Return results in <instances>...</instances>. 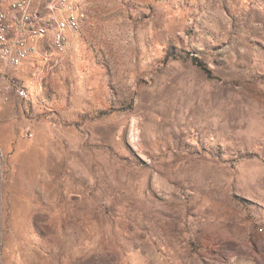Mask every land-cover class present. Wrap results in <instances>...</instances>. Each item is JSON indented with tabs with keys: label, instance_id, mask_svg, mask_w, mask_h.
I'll return each mask as SVG.
<instances>
[{
	"label": "rangeland",
	"instance_id": "1",
	"mask_svg": "<svg viewBox=\"0 0 264 264\" xmlns=\"http://www.w3.org/2000/svg\"><path fill=\"white\" fill-rule=\"evenodd\" d=\"M43 1L0 264H264V0H68L64 50Z\"/></svg>",
	"mask_w": 264,
	"mask_h": 264
},
{
	"label": "built area",
	"instance_id": "2",
	"mask_svg": "<svg viewBox=\"0 0 264 264\" xmlns=\"http://www.w3.org/2000/svg\"><path fill=\"white\" fill-rule=\"evenodd\" d=\"M65 4L67 0H63L60 13L67 15ZM21 15L22 0H0V106L24 101L17 71L30 58L31 37L21 34ZM83 18L84 14L79 12L78 20L81 22Z\"/></svg>",
	"mask_w": 264,
	"mask_h": 264
},
{
	"label": "bare ground",
	"instance_id": "3",
	"mask_svg": "<svg viewBox=\"0 0 264 264\" xmlns=\"http://www.w3.org/2000/svg\"><path fill=\"white\" fill-rule=\"evenodd\" d=\"M39 1L40 0H22L20 30L21 34H23L25 37H31L28 42V51L30 56L32 54L36 55L38 53L40 45L46 40L49 32L45 24L41 23L37 17L35 8L36 5L39 4ZM62 3L63 0H55L54 3L49 5L48 9L53 12L57 10L59 14ZM67 5L68 0L67 4H65V8L67 7ZM32 26L34 30H32ZM78 28L79 20L78 17H76L74 14H68L66 18H61L57 22V29L52 41L53 44L59 49L64 50L68 45V41L65 40L68 39L67 31H76ZM18 84L21 85V91L24 100H27L28 91L27 88L24 86L20 76H18Z\"/></svg>",
	"mask_w": 264,
	"mask_h": 264
},
{
	"label": "crops",
	"instance_id": "4",
	"mask_svg": "<svg viewBox=\"0 0 264 264\" xmlns=\"http://www.w3.org/2000/svg\"><path fill=\"white\" fill-rule=\"evenodd\" d=\"M41 2H44L43 0H41ZM70 31V30H69ZM23 69V68H22ZM28 71H29V68H26V69H24V70H18L17 71V74H18V76H20L21 77V75L22 76H24L25 74L27 75V73H28ZM23 82V81H22Z\"/></svg>",
	"mask_w": 264,
	"mask_h": 264
}]
</instances>
